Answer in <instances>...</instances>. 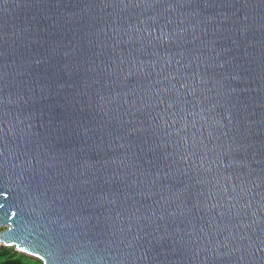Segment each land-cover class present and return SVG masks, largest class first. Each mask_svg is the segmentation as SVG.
Returning <instances> with one entry per match:
<instances>
[{"label": "water", "instance_id": "obj_1", "mask_svg": "<svg viewBox=\"0 0 264 264\" xmlns=\"http://www.w3.org/2000/svg\"><path fill=\"white\" fill-rule=\"evenodd\" d=\"M0 227L41 264H264V0H0Z\"/></svg>", "mask_w": 264, "mask_h": 264}, {"label": "rangeland", "instance_id": "obj_2", "mask_svg": "<svg viewBox=\"0 0 264 264\" xmlns=\"http://www.w3.org/2000/svg\"><path fill=\"white\" fill-rule=\"evenodd\" d=\"M4 228L0 227V231ZM0 264H41V262L17 252L14 247H3L0 244Z\"/></svg>", "mask_w": 264, "mask_h": 264}]
</instances>
